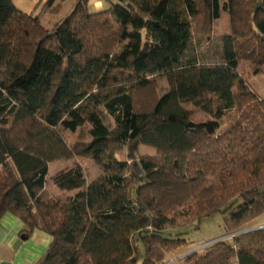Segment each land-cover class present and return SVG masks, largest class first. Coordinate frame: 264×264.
Masks as SVG:
<instances>
[{"label": "trees", "instance_id": "1", "mask_svg": "<svg viewBox=\"0 0 264 264\" xmlns=\"http://www.w3.org/2000/svg\"><path fill=\"white\" fill-rule=\"evenodd\" d=\"M56 1L44 8L58 15ZM116 1L92 12L74 0L48 28L0 0V220L51 237L34 264H161L203 219L220 214L234 234L264 215V99L239 73H264V0ZM223 11L228 34L208 63L193 43L212 39ZM184 104L211 120L190 122ZM85 126L90 141L68 146L60 130ZM76 157L102 176L84 185L77 168L54 181L74 195L48 193L49 166ZM182 264H264V229Z\"/></svg>", "mask_w": 264, "mask_h": 264}, {"label": "rangeland", "instance_id": "2", "mask_svg": "<svg viewBox=\"0 0 264 264\" xmlns=\"http://www.w3.org/2000/svg\"><path fill=\"white\" fill-rule=\"evenodd\" d=\"M72 0H67L62 6V11L59 16H49V21L55 23L58 19L67 16L69 11V6ZM106 7L109 8L110 3H117L116 0H103ZM105 8V9H107ZM44 24V22H43ZM51 27V26H50ZM228 34V16L223 11L220 14L219 19L213 22L212 28V39L210 41L198 42L195 38L194 47L199 57L205 62H212L213 55H217L219 48L220 39ZM239 73L242 74L243 78L248 82L252 91L264 99V73L258 76L252 75L250 66L248 63H243L239 69ZM168 91V85L165 80H161L158 83V94L163 96ZM183 108L189 113L188 120L194 124L204 123L211 120L206 114L201 110L194 108L190 104H184ZM101 116L104 120L105 125L109 129L114 128L113 121L109 118L106 113L102 111ZM236 114L231 113L229 116L223 118L219 121L220 130H224L231 126L236 120ZM89 126H85L76 132H70L67 130H60V134L63 140L68 146H73L77 142L88 143L90 138L88 136ZM154 150L146 147H138L136 149V154L138 156H152L154 155ZM117 159L125 160L127 159V152L124 151L122 154L117 155ZM77 168L80 169L83 175V184L88 185L102 176V167L98 166L92 160L88 158H73L71 160H63L52 163L49 166L46 190L52 195H67L72 196L78 190L72 191H61L54 184L55 179L64 173L75 171ZM259 229H264V215L260 218L249 222L244 227L239 229L236 233L231 234L225 230L223 216L216 214L210 218L203 219L197 227L187 228V245L178 249L177 251L168 254L161 264H182L183 260L191 255L192 253H202L206 248L210 247L212 244L218 241L230 240L233 236H238L237 233L240 231H255Z\"/></svg>", "mask_w": 264, "mask_h": 264}, {"label": "crops", "instance_id": "3", "mask_svg": "<svg viewBox=\"0 0 264 264\" xmlns=\"http://www.w3.org/2000/svg\"><path fill=\"white\" fill-rule=\"evenodd\" d=\"M47 1L11 0L17 10L27 15L38 16L42 24L44 22L43 25L49 28L54 24L52 21H49V16H59L60 13L56 15L47 10V8H44V4ZM60 1L57 0L54 5L59 4ZM72 1L69 11L74 3V0ZM89 6L92 12L107 8L103 0H90ZM24 230L25 225L15 216L7 213L1 218L0 264H34L45 254L51 244V237L40 230H34L28 237H24L22 235Z\"/></svg>", "mask_w": 264, "mask_h": 264}, {"label": "water", "instance_id": "4", "mask_svg": "<svg viewBox=\"0 0 264 264\" xmlns=\"http://www.w3.org/2000/svg\"><path fill=\"white\" fill-rule=\"evenodd\" d=\"M248 232H251V231H240V232L237 233V235L245 234V233H248Z\"/></svg>", "mask_w": 264, "mask_h": 264}]
</instances>
